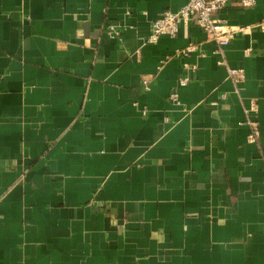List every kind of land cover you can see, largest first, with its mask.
Wrapping results in <instances>:
<instances>
[{"label": "crops", "instance_id": "0c3cea01", "mask_svg": "<svg viewBox=\"0 0 264 264\" xmlns=\"http://www.w3.org/2000/svg\"><path fill=\"white\" fill-rule=\"evenodd\" d=\"M186 3L0 0V264H264V0L220 11L227 66L149 41Z\"/></svg>", "mask_w": 264, "mask_h": 264}, {"label": "built area", "instance_id": "2783aa9c", "mask_svg": "<svg viewBox=\"0 0 264 264\" xmlns=\"http://www.w3.org/2000/svg\"><path fill=\"white\" fill-rule=\"evenodd\" d=\"M230 1L236 3L243 8H252L257 5L258 0H187V3L176 11L166 9L161 16L153 22L152 32L149 41L157 42L162 36H169L171 38L177 37L182 25H186L194 21L205 33L207 40L215 43L217 48L215 54L219 55V64L226 65L227 62L224 56V48L228 46L237 34L248 33L252 28L258 27L264 32V21L255 27H236L231 26L226 20L220 18V11L226 7ZM120 26L114 25L112 27V35L119 36ZM198 48L195 45H189L185 49L178 51L175 55L169 56L170 58H181L188 56ZM228 76L235 87H239L246 79V72L244 69L227 68ZM184 75L180 79L179 87L188 85L192 78L191 74L196 71V67L184 64ZM144 87L146 90L150 89V83L145 81ZM179 95L174 91L170 95V100L174 104L179 103ZM247 122L246 124L251 128L249 140L255 142L259 137V124L253 114L257 112V104L253 103L252 107L246 111ZM147 111H144L146 114Z\"/></svg>", "mask_w": 264, "mask_h": 264}]
</instances>
